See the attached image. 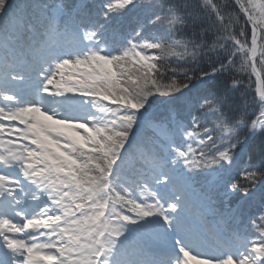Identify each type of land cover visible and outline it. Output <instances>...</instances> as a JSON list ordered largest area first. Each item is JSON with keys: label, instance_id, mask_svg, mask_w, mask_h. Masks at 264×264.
Instances as JSON below:
<instances>
[{"label": "snow or ice", "instance_id": "snow-or-ice-1", "mask_svg": "<svg viewBox=\"0 0 264 264\" xmlns=\"http://www.w3.org/2000/svg\"><path fill=\"white\" fill-rule=\"evenodd\" d=\"M0 264H264V0H0Z\"/></svg>", "mask_w": 264, "mask_h": 264}, {"label": "trees", "instance_id": "trees-1", "mask_svg": "<svg viewBox=\"0 0 264 264\" xmlns=\"http://www.w3.org/2000/svg\"><path fill=\"white\" fill-rule=\"evenodd\" d=\"M246 87H247V85H246ZM255 87H256V85H255V77L253 76V77H252V84H251V87L248 88V91H249V92L254 91Z\"/></svg>", "mask_w": 264, "mask_h": 264}]
</instances>
